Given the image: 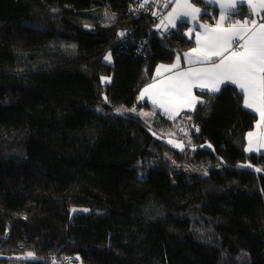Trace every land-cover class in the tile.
<instances>
[{
    "label": "trees",
    "instance_id": "16d2710c",
    "mask_svg": "<svg viewBox=\"0 0 264 264\" xmlns=\"http://www.w3.org/2000/svg\"><path fill=\"white\" fill-rule=\"evenodd\" d=\"M137 3L0 0V264H264L259 116L231 84L174 118L140 99L195 40Z\"/></svg>",
    "mask_w": 264,
    "mask_h": 264
},
{
    "label": "snow or ice",
    "instance_id": "6c2138e0",
    "mask_svg": "<svg viewBox=\"0 0 264 264\" xmlns=\"http://www.w3.org/2000/svg\"><path fill=\"white\" fill-rule=\"evenodd\" d=\"M156 2L157 0H151V3ZM144 3H149V0H144ZM208 3H216L220 6V18L215 28L199 25L205 29V33L202 38L199 33L196 34L198 47L181 54L189 67L176 71L166 80L154 81L141 91L139 98L143 99L145 94L152 95L153 104L164 109L166 114L174 118L173 113L178 114L181 107L194 108L197 100L191 95L193 88L204 93L210 91L215 94L221 91V85L224 87L229 84L236 85L243 105L259 113L260 119L256 127H264V18H261L259 23L256 18L249 20L245 17L243 22L235 20V17L241 14V7L250 6L251 13H255L257 9L264 10V0H256L255 3L253 0H224V3H221V0H208ZM140 6L144 7V4ZM164 7H168V4L165 3ZM200 13L201 9L190 3V0H183V3L177 0L176 7L161 20V24L165 26V29L169 25L172 29H176L177 20L187 23L190 17L192 21H196ZM204 14H207L206 9ZM225 21H227V27L223 26ZM119 35L123 37L125 33L121 32ZM104 59L110 62L111 54ZM179 67L180 55H177L175 63L167 71L171 72ZM109 79L101 77L102 81ZM153 89H155L154 93L151 92ZM103 99L108 102L107 96ZM198 102L205 103L203 100ZM130 111L136 110L133 108ZM116 112L123 115L121 109H117ZM247 135L249 138L247 151L251 152L253 151L251 138L254 134L249 132ZM257 142L260 147H264V133L259 134ZM176 147L183 150L180 144Z\"/></svg>",
    "mask_w": 264,
    "mask_h": 264
},
{
    "label": "crops",
    "instance_id": "0c3cea01",
    "mask_svg": "<svg viewBox=\"0 0 264 264\" xmlns=\"http://www.w3.org/2000/svg\"><path fill=\"white\" fill-rule=\"evenodd\" d=\"M205 1L208 3V0H205ZM179 2L183 3V0H179ZM255 2H256V0H253V3H255ZM149 3H151V0H149ZM165 3L168 4V7H164V4ZM176 3H177V0H157V2L156 3H153V4H154V6L156 8V12H161L162 13L165 10V12L163 13V15L161 16V20H162L164 17H167L170 12H172V10L176 7ZM190 3H192L195 7H197V8L200 9V7H198L197 4H195L192 0H190ZM221 3H224V0H221ZM209 5L214 6V7H216L218 9V15L214 19V21H212V20H202L201 19V13H202V11L198 15V19L196 21H192L190 17L188 18V21L191 23V25L187 29V33H188L189 36L193 37L194 40H195V46L193 48L198 47V45L196 43V39H197L196 34L199 33L200 37L202 38L204 36V33H205V29L203 27L198 26V25H207L209 28H215L217 26V22L219 21V18H220V6L218 4H216V3H211ZM261 11L262 10L257 9L255 13H251L250 12V6L241 7V14L239 15L240 17L235 18V20H239V21L243 22V20L245 19V17H247L249 20H251L253 18H256L257 19V22L259 23L260 22V14H261ZM161 20H160L159 25H158V28L161 30V32L164 33V32H170V31L173 30L170 25L167 27V29H165V26L163 24H161ZM166 23L167 22L165 21V24ZM179 23H180V21L177 20L176 21V24L178 25ZM223 26L224 27H227V21H225V23H224ZM189 29H191V33H189ZM175 61H176V57H175V60L173 62H171V63H161V64H158L157 67L155 68L153 80L150 83H148L147 85H145L142 88V90L145 87H147L148 85L152 84L154 81L155 82H159V81H162V80H166L169 76L174 75L176 71L185 70V69H187L189 67V65L186 62L185 58L180 55V67H179V69H173L171 72L167 71V69L170 68V66L172 64H174ZM195 66L199 67L200 65H195ZM157 70H159V75H157ZM220 87L222 89L223 88V85H221ZM199 91H201V90H199L197 88H193L192 89L191 95L193 97H195L196 100H197V103H195L194 108L189 109L187 107H181L179 109V111H178V114L173 113V116L176 117V116L181 115L184 112H190V111L192 112V111H194L197 108L198 104H199L198 101H200V97H199V94H198ZM151 92L154 93L155 92V89L151 90ZM208 92H210V91H208ZM140 95H141V92H140ZM143 99L144 100H148L153 106H155L157 109H159L160 111H162V112L165 113L164 109H162L160 107H157L156 105L153 104V102H152L153 96L152 95L145 94V96H144ZM257 114L259 116V113H257ZM259 119H260V116H259ZM259 119H258V121H259ZM249 132H252L254 134L253 137L251 138L252 139V147H253V151H251V152L264 153V147H260L259 143L257 142L259 134L264 133V127L257 128L255 126V128L252 129ZM248 141H249V138H248V135H247V149L249 147Z\"/></svg>",
    "mask_w": 264,
    "mask_h": 264
},
{
    "label": "built area",
    "instance_id": "2783aa9c",
    "mask_svg": "<svg viewBox=\"0 0 264 264\" xmlns=\"http://www.w3.org/2000/svg\"><path fill=\"white\" fill-rule=\"evenodd\" d=\"M141 3H137L134 7V13L138 16H151L155 19V6H151V5H144V7H141L140 6ZM261 18H264V10L261 11V14H260V20ZM22 259H33L35 258V256H29V255H26V256H23L21 257ZM67 262L69 264H83V258L78 254V255H75L74 258H71L69 260H67ZM59 263V262H58Z\"/></svg>",
    "mask_w": 264,
    "mask_h": 264
},
{
    "label": "rangeland",
    "instance_id": "374dc122",
    "mask_svg": "<svg viewBox=\"0 0 264 264\" xmlns=\"http://www.w3.org/2000/svg\"><path fill=\"white\" fill-rule=\"evenodd\" d=\"M109 55V54H108ZM111 61H112V57H111ZM171 134V133H170ZM171 135H173V133L171 134ZM192 171H196L195 169H192ZM197 172H200L201 173V171H199V170H197Z\"/></svg>",
    "mask_w": 264,
    "mask_h": 264
},
{
    "label": "bare ground",
    "instance_id": "6f19581e",
    "mask_svg": "<svg viewBox=\"0 0 264 264\" xmlns=\"http://www.w3.org/2000/svg\"><path fill=\"white\" fill-rule=\"evenodd\" d=\"M32 256V255H31Z\"/></svg>",
    "mask_w": 264,
    "mask_h": 264
}]
</instances>
